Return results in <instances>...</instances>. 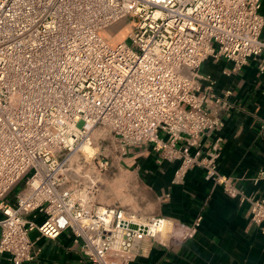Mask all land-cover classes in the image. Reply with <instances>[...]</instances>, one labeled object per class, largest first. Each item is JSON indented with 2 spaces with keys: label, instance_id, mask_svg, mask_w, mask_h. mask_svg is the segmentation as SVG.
Returning <instances> with one entry per match:
<instances>
[{
  "label": "built area",
  "instance_id": "built-area-1",
  "mask_svg": "<svg viewBox=\"0 0 264 264\" xmlns=\"http://www.w3.org/2000/svg\"><path fill=\"white\" fill-rule=\"evenodd\" d=\"M261 9L262 0H0V257L34 262L33 232H71L91 264H131L161 234L194 239L202 216L176 223L97 202L101 174L143 146L178 164L176 184L203 169L264 235V196L220 171V138L202 152L231 91L218 96L200 71L208 59L231 62L227 75L256 60L264 74ZM124 20L130 31L113 45L104 33ZM250 181L264 186V169Z\"/></svg>",
  "mask_w": 264,
  "mask_h": 264
},
{
  "label": "crops",
  "instance_id": "crops-1",
  "mask_svg": "<svg viewBox=\"0 0 264 264\" xmlns=\"http://www.w3.org/2000/svg\"><path fill=\"white\" fill-rule=\"evenodd\" d=\"M261 13L264 16V0ZM231 68V62L213 59L201 67V74L214 82L215 94L223 97L231 91L230 107L221 113L224 125L219 132L203 138L202 152L212 149L220 138V171L233 177L246 193L264 196V186L250 181L264 169V74L256 60L240 72L227 75ZM177 166L162 160L151 146L135 147L100 176L99 204L176 223L191 224L202 216L194 239L179 243L167 234L156 240L146 239L131 264H264V235L251 222L248 205L225 194L199 167L190 170L183 183H174ZM31 237L36 260L27 264H91L69 231L57 239L42 237L38 232ZM0 264H10L7 256L0 257Z\"/></svg>",
  "mask_w": 264,
  "mask_h": 264
},
{
  "label": "rangeland",
  "instance_id": "rangeland-1",
  "mask_svg": "<svg viewBox=\"0 0 264 264\" xmlns=\"http://www.w3.org/2000/svg\"><path fill=\"white\" fill-rule=\"evenodd\" d=\"M129 21L127 20H124L120 23H118L117 25H115L114 27L110 28L109 30H107L104 35L105 37L113 44V45H116L118 44L119 42H122L126 39L129 31H130V27L128 25ZM264 38V36H263ZM95 150L94 152L96 153L97 152V148L98 146L94 147ZM27 178L28 176H26L23 180H21L19 182V184L16 186L12 196H11V201L12 203H15L16 201V193L18 191H21L25 188L26 186V182H27Z\"/></svg>",
  "mask_w": 264,
  "mask_h": 264
},
{
  "label": "bare ground",
  "instance_id": "bare-ground-1",
  "mask_svg": "<svg viewBox=\"0 0 264 264\" xmlns=\"http://www.w3.org/2000/svg\"><path fill=\"white\" fill-rule=\"evenodd\" d=\"M94 150L95 148L92 146H86V148L84 149L85 153L89 154L90 156H93L95 154Z\"/></svg>",
  "mask_w": 264,
  "mask_h": 264
}]
</instances>
